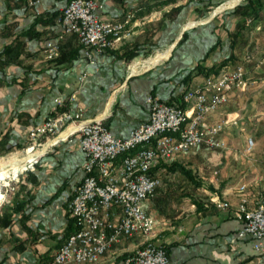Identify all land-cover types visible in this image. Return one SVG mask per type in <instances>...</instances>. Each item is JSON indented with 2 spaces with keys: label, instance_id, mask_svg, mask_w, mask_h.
<instances>
[{
  "label": "crops",
  "instance_id": "1",
  "mask_svg": "<svg viewBox=\"0 0 264 264\" xmlns=\"http://www.w3.org/2000/svg\"><path fill=\"white\" fill-rule=\"evenodd\" d=\"M68 1L0 0V155L26 144L29 127L55 113V98L62 100L60 111L83 108L85 118H99L113 134L127 136L149 119L148 95L187 109L191 102L184 101L186 90L238 64L249 76L248 51L264 47V0H240L196 23L170 53L188 22L209 17L213 7L231 0H99L103 17L129 19L130 31L103 51L86 49L77 34L63 31L60 18ZM47 40L59 43L54 61L43 51ZM135 45L138 57L156 53L157 60L143 59L148 60L145 65L134 63L132 69L120 54ZM238 97L239 90L234 91L206 121L236 116L231 106ZM85 158L77 136L62 139L27 172L19 193H6L0 202V264H43L74 232L68 203L83 180ZM159 167L152 174L160 175ZM169 188L163 182L146 208L157 217V239L168 247L174 264H264V253L238 235L241 195L236 186L184 197L171 209ZM187 199L189 206L184 207ZM221 200L230 207L217 206ZM143 242L141 234L123 238L97 262L85 264H126Z\"/></svg>",
  "mask_w": 264,
  "mask_h": 264
},
{
  "label": "built area",
  "instance_id": "2",
  "mask_svg": "<svg viewBox=\"0 0 264 264\" xmlns=\"http://www.w3.org/2000/svg\"><path fill=\"white\" fill-rule=\"evenodd\" d=\"M103 8L99 0H69L60 18L63 31L77 34L86 49L99 51L130 35L129 19H105ZM43 51L48 59H54L60 54L59 43L47 40ZM251 82L246 68L238 64L218 75H208L201 86L186 90L184 101L191 102L187 109L150 94L146 98L149 119L127 136L113 134L99 118H85L83 108L60 111L62 100L55 98V113L29 127L27 142L19 150L22 156L43 150L25 170H33L52 145L72 136L78 137L86 158L83 180L68 203L76 229L43 264L94 263L114 243L136 234L143 235L144 242L126 264H174L165 246L155 241L158 220L146 208V202L162 185L160 175L152 171L161 162L193 148L224 147L220 133L229 119L210 124L206 117L227 103L234 91L247 90ZM0 196V202L5 200V193ZM216 204L228 206L224 201ZM236 211L242 221L239 235L251 238L254 249L264 252V204L250 207L244 201Z\"/></svg>",
  "mask_w": 264,
  "mask_h": 264
},
{
  "label": "rangeland",
  "instance_id": "3",
  "mask_svg": "<svg viewBox=\"0 0 264 264\" xmlns=\"http://www.w3.org/2000/svg\"><path fill=\"white\" fill-rule=\"evenodd\" d=\"M236 2L238 0L222 4H224L223 7H227ZM217 6L211 10L213 11ZM207 17L197 18L188 24L197 23ZM248 53L250 56L247 58L251 61L246 65L249 78L254 82L247 90L239 91V99H236L234 104L232 103L231 109L237 115L230 117L222 131L221 139L225 142V146L221 148L198 147L191 152L179 154L167 162L160 163L179 165L175 170L159 167L162 183L166 182V187H170L168 193H173V200L170 196L167 198L168 208L174 207L175 203L182 201L184 197L197 198L202 196L200 193H217L227 185L236 186V191L240 193L241 199L238 206L244 201L251 207L264 204V47L251 48ZM154 56L156 53L147 57L137 55L128 60V65H131V68L134 63H137L136 66L145 65L148 58L152 60L156 58ZM143 59L148 60L143 62ZM258 63L261 66L256 68ZM19 150L21 148L0 155V159L10 155H16L18 159H21L24 155L22 156ZM36 153L41 154L42 151ZM181 165L190 170V175L181 171ZM28 171L23 170L16 178L2 180L0 193H5V197L6 193H19ZM253 193H256V196H253ZM221 201L228 203L226 208L230 207L229 201ZM188 202L189 199L185 202L186 204L184 203V207L189 206ZM154 217L157 219L156 216ZM155 241L159 242L157 238Z\"/></svg>",
  "mask_w": 264,
  "mask_h": 264
},
{
  "label": "bare ground",
  "instance_id": "4",
  "mask_svg": "<svg viewBox=\"0 0 264 264\" xmlns=\"http://www.w3.org/2000/svg\"><path fill=\"white\" fill-rule=\"evenodd\" d=\"M161 57L162 56H159L158 58H161ZM154 60L156 61L157 58ZM39 154L40 153L29 152L25 154L21 159H18L16 155H13V156L10 155L8 157L1 158L0 159V182L2 180H6L7 178H16L23 170L27 168L29 163L35 159V156H38Z\"/></svg>",
  "mask_w": 264,
  "mask_h": 264
},
{
  "label": "trees",
  "instance_id": "5",
  "mask_svg": "<svg viewBox=\"0 0 264 264\" xmlns=\"http://www.w3.org/2000/svg\"><path fill=\"white\" fill-rule=\"evenodd\" d=\"M239 6H241V4L239 5ZM238 6V7H239ZM238 7L236 8V10L238 9ZM256 9V7H253L252 8V10H255ZM177 10H180V8H177ZM203 14V13H202ZM185 35H186V33H184V35H183V37H185ZM182 40H183V38H182ZM107 48H105L104 50H106ZM139 47L138 46H136L135 45V47H132V48H127V47H125L124 48V50H123V52L120 54V57H122V58H125L126 60H130V59H132V58H134L135 56H137V55H139ZM59 57V55L56 57V58H54V59H51L52 61H54V60H56L57 58ZM22 147V146H21ZM160 166H162V167H166L168 170H175L179 165L178 164H165V163H162V164H160ZM180 169H181V171L182 172H184V173H187L188 175H190V170L189 169H187V168H185L184 166H180ZM157 192H158V189H157ZM156 196V195H155ZM154 196V197H155ZM153 197V198H154ZM75 222V221H74ZM164 245V244H163ZM165 246V248H166V250H167V252L169 253V249H168V247L166 246V245H164ZM131 255V254H130Z\"/></svg>",
  "mask_w": 264,
  "mask_h": 264
},
{
  "label": "water",
  "instance_id": "6",
  "mask_svg": "<svg viewBox=\"0 0 264 264\" xmlns=\"http://www.w3.org/2000/svg\"><path fill=\"white\" fill-rule=\"evenodd\" d=\"M240 0H238V2H239ZM238 2H236V3H234L232 6H235ZM223 5L224 4H220V5H218L213 11H212V13H211V15L209 16V17H207L206 19H204V20H201V21H199L200 23L201 22H204L205 20L206 21H209V20H211L212 18H214L218 13H220L222 10H224L225 8H228V6L226 7H223ZM198 23V22H197ZM194 25H196V23H189V24H187V25H185L184 26V29L182 30V34L179 36V38L173 43V45L170 47V49H169V53L172 51V49L175 47V45L178 43V41L180 40V38L182 37V35H183V33L188 29V28H190V27H192V26H194Z\"/></svg>",
  "mask_w": 264,
  "mask_h": 264
}]
</instances>
